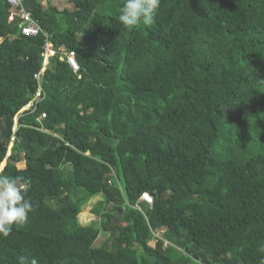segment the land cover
Listing matches in <instances>:
<instances>
[{
    "label": "trees",
    "instance_id": "obj_1",
    "mask_svg": "<svg viewBox=\"0 0 264 264\" xmlns=\"http://www.w3.org/2000/svg\"><path fill=\"white\" fill-rule=\"evenodd\" d=\"M66 1L24 0L42 30L26 35L0 0V175L33 204L0 264H260L264 0H161L132 30L123 0Z\"/></svg>",
    "mask_w": 264,
    "mask_h": 264
},
{
    "label": "clouds",
    "instance_id": "obj_2",
    "mask_svg": "<svg viewBox=\"0 0 264 264\" xmlns=\"http://www.w3.org/2000/svg\"><path fill=\"white\" fill-rule=\"evenodd\" d=\"M160 2L161 0H123L119 22L129 30L140 26H151ZM45 69L43 68L41 72ZM32 211L33 204L28 197V188L22 179L7 174L0 175V237L7 238L14 227L16 229L24 227ZM259 251L264 253V245H261ZM18 264H39V261L35 256L29 260L21 255L18 257ZM260 264H264V260Z\"/></svg>",
    "mask_w": 264,
    "mask_h": 264
},
{
    "label": "built area",
    "instance_id": "obj_3",
    "mask_svg": "<svg viewBox=\"0 0 264 264\" xmlns=\"http://www.w3.org/2000/svg\"><path fill=\"white\" fill-rule=\"evenodd\" d=\"M8 1L10 3L11 7H13L16 10L10 16V19L13 20L17 14L20 16V18H21L20 27H21L22 33L26 34V35H38V33L42 30H41L40 26L38 25L37 20H35L34 17L32 16L31 12H29L23 8V1L24 0H8ZM17 10H18V12H17ZM45 48H46V50H45V65H46L48 63V58L51 56H55L57 54V50L53 47L51 42L46 43ZM59 50L61 52V57H64L66 62L73 69H78L79 64H78V61L76 58L75 51L67 50V48H65V47H60ZM44 68H46V66ZM37 78H39V80H40L41 73L37 74ZM41 92H42V87L39 86V89H38L34 99L32 100V105L28 108L23 107L21 109V112H23L26 109L31 108L35 104L36 100L38 101V99L41 98ZM16 122H18V118H16ZM141 200L145 201L147 203H152V201H153L152 196L148 192H144L141 195Z\"/></svg>",
    "mask_w": 264,
    "mask_h": 264
},
{
    "label": "rangeland",
    "instance_id": "obj_4",
    "mask_svg": "<svg viewBox=\"0 0 264 264\" xmlns=\"http://www.w3.org/2000/svg\"><path fill=\"white\" fill-rule=\"evenodd\" d=\"M43 1L46 2V0H43ZM53 3H54V4H57L59 8H64V6L72 7L71 4L68 3L66 0H53ZM0 40H1V38H0ZM17 164H18V167H19L18 169H19V170H21V171H25L26 168H25V164H24L23 162H20V163H17ZM142 194H143V193H142ZM100 198H101V195H100V194H98V195L92 197L91 200H89V201L87 202V205L83 207L82 212L79 214V217H78V219H79V221H80V223H81L82 225H93V224H96V223L99 224V217H98L96 214H93V213L91 212V209L93 208L94 204H95ZM153 235L162 238L160 232H159V233H156V232L153 231ZM104 237H105V235L102 234V235L100 236V238L98 239V241H97L96 244H99V243L101 242L100 240H101L102 238H104ZM164 241H165V243H166V247H168V245H169L170 242H169L168 240H165V239H164ZM154 242H155V240H154V238H152V239L150 240V243H151L152 245H154V244H155Z\"/></svg>",
    "mask_w": 264,
    "mask_h": 264
}]
</instances>
